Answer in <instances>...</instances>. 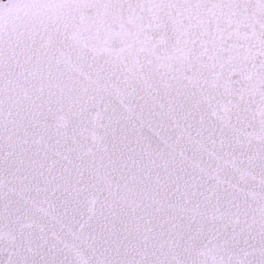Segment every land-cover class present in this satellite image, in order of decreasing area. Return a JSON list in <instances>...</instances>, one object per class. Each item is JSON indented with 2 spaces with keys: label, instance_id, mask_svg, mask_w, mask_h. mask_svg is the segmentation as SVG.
<instances>
[{
  "label": "snow or ice",
  "instance_id": "snow-or-ice-1",
  "mask_svg": "<svg viewBox=\"0 0 264 264\" xmlns=\"http://www.w3.org/2000/svg\"><path fill=\"white\" fill-rule=\"evenodd\" d=\"M0 264H264V0H0Z\"/></svg>",
  "mask_w": 264,
  "mask_h": 264
}]
</instances>
